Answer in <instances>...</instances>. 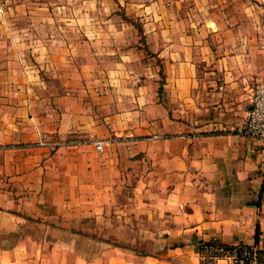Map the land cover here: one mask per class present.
I'll list each match as a JSON object with an SVG mask.
<instances>
[{"label":"crops","instance_id":"obj_1","mask_svg":"<svg viewBox=\"0 0 264 264\" xmlns=\"http://www.w3.org/2000/svg\"><path fill=\"white\" fill-rule=\"evenodd\" d=\"M4 1L0 264L264 243V0Z\"/></svg>","mask_w":264,"mask_h":264},{"label":"built area","instance_id":"obj_2","mask_svg":"<svg viewBox=\"0 0 264 264\" xmlns=\"http://www.w3.org/2000/svg\"><path fill=\"white\" fill-rule=\"evenodd\" d=\"M3 15L4 6L0 3V18ZM241 132L264 144V82L258 84L252 93L251 110ZM95 145L102 151V142L96 141ZM197 254L201 264H264V243L258 247H250L242 243L225 244L214 238L200 243Z\"/></svg>","mask_w":264,"mask_h":264},{"label":"trees","instance_id":"obj_3","mask_svg":"<svg viewBox=\"0 0 264 264\" xmlns=\"http://www.w3.org/2000/svg\"><path fill=\"white\" fill-rule=\"evenodd\" d=\"M260 204H261V200L260 202L257 203V205L260 206ZM259 234H260V230H259V226H257V231H256V236H255L257 243H259Z\"/></svg>","mask_w":264,"mask_h":264},{"label":"rangeland","instance_id":"obj_4","mask_svg":"<svg viewBox=\"0 0 264 264\" xmlns=\"http://www.w3.org/2000/svg\"><path fill=\"white\" fill-rule=\"evenodd\" d=\"M0 3H1V4H5V1H4V0H0Z\"/></svg>","mask_w":264,"mask_h":264}]
</instances>
